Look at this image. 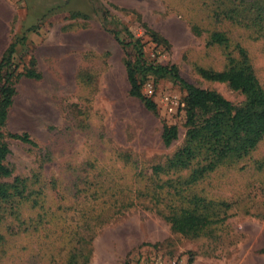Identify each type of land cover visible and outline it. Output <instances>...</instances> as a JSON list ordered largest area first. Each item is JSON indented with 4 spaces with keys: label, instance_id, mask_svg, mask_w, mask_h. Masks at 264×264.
Instances as JSON below:
<instances>
[{
    "label": "rangeland",
    "instance_id": "rangeland-1",
    "mask_svg": "<svg viewBox=\"0 0 264 264\" xmlns=\"http://www.w3.org/2000/svg\"><path fill=\"white\" fill-rule=\"evenodd\" d=\"M9 1L0 3V56L19 30L35 28L18 46V73L40 77L15 79L0 129L12 171L5 182L24 180L29 194L23 224L0 200V264H135L149 254L176 264H264V139L199 185L220 223L196 238L171 230L138 192L184 143L185 93L149 79L140 90L155 105L147 110L128 93L126 58L108 31L126 26L149 59L240 105V93L199 70L227 69L239 44L264 89V38L251 26L264 0H71L42 18L40 0ZM76 11L86 18L71 17ZM214 32L229 39L226 47L207 42ZM164 126L178 133L169 146ZM22 133L36 147L7 138Z\"/></svg>",
    "mask_w": 264,
    "mask_h": 264
},
{
    "label": "trees",
    "instance_id": "trees-1",
    "mask_svg": "<svg viewBox=\"0 0 264 264\" xmlns=\"http://www.w3.org/2000/svg\"><path fill=\"white\" fill-rule=\"evenodd\" d=\"M46 14L48 12L43 17ZM86 16L78 11L71 13L75 19H85ZM251 26L257 38H264V16L251 20ZM34 30L30 28L17 33L0 56V129L13 103L15 79L21 76L31 79L40 77L31 69L24 74L18 73V46H23L29 39L28 33ZM108 31L126 58L124 66L128 93L131 97L141 99L147 110L154 111L155 105L144 98L140 90L149 79L154 82L169 80L185 93L187 131L184 143L164 162L151 168L149 181L138 194L145 199L142 203L156 207L171 230L193 238L202 236L210 227L220 223L222 217L221 211L211 207L217 205L216 202L200 196L201 191L197 189L217 170L235 167L245 160L263 141V86L250 64L246 50L239 44L236 48L237 58L228 56L230 66L227 69L221 72L199 70L203 79L226 83L231 90L244 97L240 105H233L219 93L200 89L185 81L175 66L161 65L149 59L144 44L126 26H113ZM228 41L223 33L214 32L209 35L207 42L226 47ZM2 138L0 132V200L9 204V214L14 216V221L23 224L21 207L29 194L24 180L14 178L11 182H5L12 176V171L5 164L10 150ZM7 138L36 147L26 133L8 134ZM177 138L175 127H163L161 140L165 146ZM36 202L32 200V205ZM159 206H163V209Z\"/></svg>",
    "mask_w": 264,
    "mask_h": 264
},
{
    "label": "crops",
    "instance_id": "crops-1",
    "mask_svg": "<svg viewBox=\"0 0 264 264\" xmlns=\"http://www.w3.org/2000/svg\"><path fill=\"white\" fill-rule=\"evenodd\" d=\"M47 1H49V3H51V2H54V3H51L50 5L48 4V6H47ZM40 2L43 5L40 4L39 7L36 9L37 10L36 12H40V13H38V17H42V15L45 12H47L49 10H53L54 8H56L55 6H57V5H62V4L67 5V4L71 3V0H43V1L40 0ZM0 3H3V4L9 3L11 5V1H9V0H0ZM29 6H31V4H29ZM21 32H22V30H19L18 33H21Z\"/></svg>",
    "mask_w": 264,
    "mask_h": 264
},
{
    "label": "built area",
    "instance_id": "built-area-1",
    "mask_svg": "<svg viewBox=\"0 0 264 264\" xmlns=\"http://www.w3.org/2000/svg\"><path fill=\"white\" fill-rule=\"evenodd\" d=\"M135 264H176L175 262H167L163 259V257L159 254L154 255H143L140 256L136 261Z\"/></svg>",
    "mask_w": 264,
    "mask_h": 264
}]
</instances>
